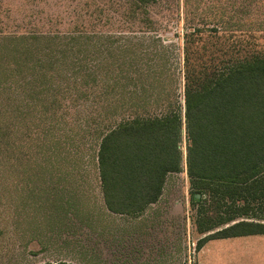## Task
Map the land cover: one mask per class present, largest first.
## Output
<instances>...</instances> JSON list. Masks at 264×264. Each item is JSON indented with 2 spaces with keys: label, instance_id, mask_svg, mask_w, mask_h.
<instances>
[{
  "label": "rangeland",
  "instance_id": "374dc122",
  "mask_svg": "<svg viewBox=\"0 0 264 264\" xmlns=\"http://www.w3.org/2000/svg\"><path fill=\"white\" fill-rule=\"evenodd\" d=\"M116 1L0 0V264H107L115 257L109 251L125 248L130 237L133 216L105 206L95 133L108 123L161 116L184 103L176 36L183 16L174 15L173 0L164 1L156 17L165 24L140 30L121 16L124 8ZM78 28L81 39L70 40ZM51 32L58 37L48 38ZM251 41L257 44L238 53L224 39L200 42L207 47L198 62L223 69L264 50V32ZM74 45L80 52L64 57L62 51ZM103 105L111 106V118L104 117ZM186 146L184 138V153ZM190 198L186 169L170 173L160 201L141 219L159 215L166 245L175 244L182 260L196 264L213 256L196 248L215 230L200 231V203ZM219 248L224 259L217 264H264V234L206 247L214 255Z\"/></svg>",
  "mask_w": 264,
  "mask_h": 264
},
{
  "label": "trees",
  "instance_id": "16d2710c",
  "mask_svg": "<svg viewBox=\"0 0 264 264\" xmlns=\"http://www.w3.org/2000/svg\"><path fill=\"white\" fill-rule=\"evenodd\" d=\"M164 1L169 3L116 4L124 8L121 16L140 30L157 31L165 24L156 17ZM172 6L174 15L183 16L176 36L181 40L184 103L161 116H133L98 128L95 159L107 211L140 215L160 200L168 175L186 169L191 202H199L203 214L199 229L215 230L200 239L198 249L211 239L264 234V50L256 48L223 69L198 62L212 38L224 39L235 53L256 45L251 40L264 32V0H173ZM82 32L70 33V40L78 41ZM75 52L80 49L74 45L62 54ZM101 108L95 109L97 114ZM107 108L104 117L109 119L113 113Z\"/></svg>",
  "mask_w": 264,
  "mask_h": 264
},
{
  "label": "crops",
  "instance_id": "0c3cea01",
  "mask_svg": "<svg viewBox=\"0 0 264 264\" xmlns=\"http://www.w3.org/2000/svg\"><path fill=\"white\" fill-rule=\"evenodd\" d=\"M156 203H153L152 205ZM143 213L138 216L130 215L133 216L130 223L132 227H129L128 233L130 237L127 239L126 246L125 248L119 247L114 249L113 253L112 250H110L109 254H114L115 257L112 260L108 258L107 264H188L189 262L186 258H183L182 260L180 254L181 248H175V244L174 248L166 245V226L164 221H158L159 215L156 216L157 219H155L153 215L149 220H146L141 219ZM222 239L208 240L199 249L196 248V251L199 252V254L207 253L209 251L208 254H212L213 256H208L205 258V261L198 259L195 263H221L224 259L221 249L219 248L214 255V249H211L210 251L209 249H206V247H208L212 241ZM159 246H162V248L159 249Z\"/></svg>",
  "mask_w": 264,
  "mask_h": 264
}]
</instances>
